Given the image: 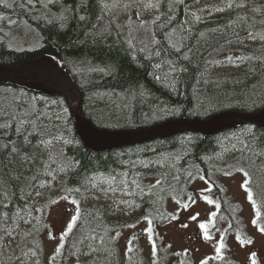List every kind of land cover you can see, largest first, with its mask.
<instances>
[{
    "label": "trees",
    "instance_id": "obj_1",
    "mask_svg": "<svg viewBox=\"0 0 264 264\" xmlns=\"http://www.w3.org/2000/svg\"><path fill=\"white\" fill-rule=\"evenodd\" d=\"M206 1H210V6L201 7L200 5ZM9 2L14 3L13 8L0 6V15L5 17L4 20H0V31L8 19H17L36 31L40 41L32 49H15L6 40L0 39V67L17 66L42 55L56 59L81 90L84 117L94 127L106 130H134L172 119H204L223 111L256 112L264 107V50L254 52L245 46V42L251 39L264 41V9L255 13L248 11L252 5H264V0H248L243 9L228 8V0H184L183 4L175 6L171 13L174 19L163 28L149 23V30L139 28L135 30L136 34L131 32V36L135 37L133 44L139 49L144 45L151 48L153 35L157 40H163L164 33L171 29H179L181 25L188 29L182 33L188 37L184 41L188 47L182 48L181 53L191 48L190 62L180 61L187 66L188 71L179 74L175 88L165 87L164 83L154 78L153 73L163 78L168 71L166 65H162L158 70L153 69V63L160 62V58L148 51H133L126 43L130 38L129 33L126 34L119 27L115 17L122 13L130 15L131 10L137 12L135 6L128 11L122 7L114 8L111 14L107 15L100 11V0H87L86 8L80 7L77 0H61L62 4L73 9L71 14L73 18L61 28L59 21L52 24L43 18L45 13L49 15L59 13L61 11L59 4L48 5L45 8L42 7L44 0H34L33 4H28L27 0ZM22 2L24 7H21ZM239 2L240 0H234V3ZM218 8L223 10L218 11ZM160 11L167 12V0H163ZM81 15L86 17L85 21H80ZM196 16L200 19L197 20ZM239 17H244L246 22L240 21ZM153 19L144 21L151 22ZM166 20V15L161 16V21L157 22V25ZM109 21H114L109 26L110 35H93L98 33L103 25H108ZM133 27L135 28V25ZM201 32L204 33L202 37ZM249 32L254 33L255 37H249ZM229 52H241L245 56L235 60L234 63L239 65L235 70L217 71L221 61L218 58ZM247 57L252 58L245 59ZM85 71L97 72L98 75L82 80L81 74ZM176 76L177 74H173L169 81L176 79ZM141 91L144 92L143 96L140 95ZM19 92H25L24 103L28 105L27 107L20 102L13 103L14 99L17 100ZM32 97L35 100H31ZM52 101L60 103L52 105ZM33 104L38 112H46L51 116V120L46 117L41 119L43 123L51 126L52 133L57 135L66 133L65 138L71 141L68 145L62 141L58 142L53 148L54 151H63L65 156L63 162L67 165V170L62 173L60 191L69 193L68 189L75 188L84 191L88 187V184H84L85 178L93 176L105 179L110 175L115 176L116 183L127 179L129 191L133 187L131 177L136 173L139 174L138 182L146 192L158 179L162 182L160 186L152 189L157 195L129 196L130 203L126 207L125 219H107L103 216L101 205L95 204L80 209L77 220L72 222L71 231L64 238L63 249L52 264H67L70 259H75L73 264H120L117 233L120 235L121 229L133 227L142 221L149 223L152 229V245L155 244L157 247L152 264H174L172 255L156 236L154 228L156 224L171 218L166 211L167 199L171 197L175 201L181 200V194L187 190L191 178L198 175L211 184V191L217 194L221 203L220 212L225 213L227 201L224 189L217 185L212 177L221 173L229 174V162L207 161L215 158L224 149H233V144L237 147L243 146L241 142L246 140L256 145L257 151L264 152V130L245 125L213 137L185 134L122 150L92 153L81 145L63 96L44 97L39 93L10 85H0V110L5 112V115L0 116V123L12 125L10 128L0 130V140H23L22 136L17 137L15 134L11 113L31 110ZM165 108L169 111H163ZM57 114L60 116L59 120L56 119ZM32 118H35V113ZM249 129H252V132H249ZM30 139L32 147L29 151L40 152L42 148L36 146L38 137L32 136ZM152 157H160L163 164L153 173L146 175L125 166L129 162L148 161ZM248 157L250 160L247 165L241 164L238 157L233 158L232 163L248 173L251 165L258 166L256 176L258 181L248 183V186L253 193V199L258 197L260 213L258 220L264 221V155ZM5 158L6 152L0 153V160ZM16 167L17 165L12 166L13 169ZM0 171L3 173L0 175V205L9 203V211L13 213L29 210L33 206L29 201L32 193L41 187L40 181L46 184L47 177L40 176L34 182V187L25 190L23 183L16 186V182L12 181L11 185H5L3 180L10 174L14 175V172L9 173L8 169ZM124 172L129 176H123ZM189 172L193 175L189 176ZM147 179H152L153 182L147 183ZM161 186L163 192L160 190ZM27 192H30V195H27ZM69 194L71 197L74 196L72 192ZM152 200H158V203L154 206ZM25 205L27 209H24ZM20 219H15L14 229ZM39 233L40 228L33 226L19 239L17 248L20 249L25 264H43ZM92 235L96 236L95 240L90 239ZM101 236L104 237L103 243L100 242ZM90 244L97 250L92 251ZM129 248L132 251L129 252ZM129 248L125 251L127 262L143 264L140 249L137 246ZM81 250H84L87 257L84 262L80 261ZM31 252H35L36 255L31 256Z\"/></svg>",
    "mask_w": 264,
    "mask_h": 264
},
{
    "label": "rangeland",
    "instance_id": "obj_2",
    "mask_svg": "<svg viewBox=\"0 0 264 264\" xmlns=\"http://www.w3.org/2000/svg\"><path fill=\"white\" fill-rule=\"evenodd\" d=\"M105 2L111 4L112 0H105ZM209 6L210 2L201 4L203 8ZM129 14L122 13L116 16L117 24L126 34L130 33L127 22L131 16L133 25H135L131 32L136 34L135 30L139 29V21L136 19L137 12L131 10ZM155 15H157L155 10H146L141 19L150 20ZM9 20L16 21V24L9 25ZM2 27L0 39L6 40L15 49H32L40 41L36 31L17 19H8ZM245 46H248L251 51L260 52L264 50V41H246ZM244 56L241 52L222 54L218 58L221 61L217 71L235 70L239 66L234 63L235 60ZM229 57L232 59L229 60ZM95 75L98 73L85 71L81 74V79L87 80ZM17 97L24 107L28 106L24 103L25 94L23 92H19ZM241 147L223 151L216 160H231L238 157L245 162L249 155L239 151ZM161 161L160 157H152L148 161L137 160L125 166L147 175L162 167ZM145 163L148 167H144ZM230 169H234V166ZM212 178L224 189V196L228 201V204H225V213H219L221 203L217 194L211 192V187L203 179L196 177L187 191L181 194V200L175 201L171 197L167 199L166 211L171 218L155 225L156 236L161 239L167 251L172 255L174 264H202V261H207V264H264V221L258 220L256 215L259 212L258 202L254 200L257 207L253 208V204L248 200V193L241 187L245 180L243 173L233 170L229 174L221 173ZM62 179V173L56 174L54 180L51 176H47L46 184L32 193L29 199L33 204L29 209L31 216L21 218L14 229V235L5 236L0 243V264H25L22 260L23 255L17 246L23 233L33 226L40 228L39 239L43 251V264H52L50 258L60 254L55 250L64 242V240L61 241V235L68 230L69 223L73 222L72 217L77 215V207L82 209L95 204L101 205L103 216L107 219H125L127 204L120 201H129L130 198L119 190L114 193L105 192L104 189L108 188L105 178L98 179L95 188L88 184L86 190H80L79 193L72 192L73 197L59 190ZM146 182L152 183L153 180L147 179ZM37 192L40 195L37 196ZM73 199L77 200L78 204L72 203ZM209 200L212 202L209 203ZM193 216H196V219H193ZM37 217L39 220L36 219ZM254 220L257 221L255 224H253ZM200 223L208 225L210 239H204V230L199 227ZM148 228H150L149 223L142 221L133 227L121 229L118 239L120 264H129L125 251L131 245H136L141 249L143 264H152L154 257L152 241L148 240ZM132 233L136 235L131 237ZM221 234H224L223 247L220 255L217 256L215 248L221 243ZM237 234L244 241L251 242L241 244L237 239ZM130 240L131 243H129ZM79 257L81 262L87 259L84 250L79 252ZM74 261L75 259H70L67 264H73Z\"/></svg>",
    "mask_w": 264,
    "mask_h": 264
},
{
    "label": "snow or ice",
    "instance_id": "obj_3",
    "mask_svg": "<svg viewBox=\"0 0 264 264\" xmlns=\"http://www.w3.org/2000/svg\"><path fill=\"white\" fill-rule=\"evenodd\" d=\"M78 4L82 8L87 7V0H77ZM163 0H112V4H109L105 2V0H100L101 8L100 11L102 14L110 15L112 9L122 7L123 10L128 11L131 7L135 6L137 9V16L136 19L139 21V28H143L146 31L149 30V23L152 26H157L159 28H163L166 23H171L174 19V16L171 15L176 5H180L184 3V0H167V12H161V4ZM248 0H240L239 3H234V0H228L227 7L228 8H245L246 3ZM28 4H33L34 0H27ZM59 4L61 11L59 13L51 14L45 13V16L43 18L47 19L48 23L55 24L57 21L60 22V27L63 28L67 21L72 17V11L73 9L69 8L66 4H62L61 0H44V3L42 4V7L47 8L48 5H56ZM0 6L3 8H13L14 3H10L9 0H0ZM21 7H24L23 2L21 3ZM262 9H264V5H252L248 8V11L251 12H259ZM152 11L155 10L159 14L155 15L154 19L151 22H147L141 19V16L143 15L144 11ZM218 11H222L223 9L218 8ZM50 12V9H49ZM191 15H195V13H190ZM167 16V20L163 23H160L157 25V22L161 21V16ZM5 17L0 15V20H4ZM80 21H85L86 17L81 15L79 17ZM196 19L199 20L200 17L196 16ZM240 21H245L244 17L238 18ZM114 21H109L108 25H103L98 33H94L93 35H110L109 26ZM133 21L131 16L128 18L127 26L130 29L129 33V39H127L126 43L128 44L129 48L133 49V51H140L145 52L148 51L151 55H154L158 58H160V62L153 63L152 67L153 69H160L162 65H166L168 67V71L164 74L163 78L161 75L157 73H153L154 78L165 84V87H172L175 88V85L177 81L179 80V74L180 73H186L188 71V68L186 65L180 63V61H189V52L192 51L191 48H188V51L181 53L182 48H187L188 46L184 43L188 37L186 35H183L182 33L187 32L188 29L184 28L183 25L180 26L179 29H171L164 33V39L163 40H157L156 36L153 35L152 37V47L149 48L147 45H144L143 47L136 49L133 40L135 37L131 36V31L133 29ZM16 24V21L9 20V25ZM119 34V33H118ZM249 37H255V34L252 32H249ZM200 36H204V33L201 32ZM173 53L177 55H173ZM252 57H247L245 59H251ZM229 60L232 58L229 57ZM239 59V58H238ZM173 74H177L176 79L169 81V77L173 76ZM140 95H144V92L141 91ZM35 100V98H33ZM14 104H19L18 100H13ZM60 102L58 101H52V105H58ZM47 107V105H46ZM66 111V110H65ZM163 111L167 112L169 109H163ZM35 113V118L33 117V114ZM5 115V112L0 110V116ZM12 120L15 124V134L17 137L22 136L23 140L19 139H13L11 141H2L0 140V153L6 152V158L5 160H0V170L8 169L9 173L14 172V175H8L6 179L3 180V183L5 185H11L12 181L16 182V186H19L21 183H23V187L25 190L31 189L35 186V183L40 176H51L54 180L56 178V174L63 173L67 170V165L63 162L65 160V156L62 150L60 151H54V145L58 142H63V144L68 145L71 144V141L66 139V133H61L59 135L54 134L51 132V126L49 124L43 123L41 117H46L48 120H51V116L48 115L46 112H38L35 108V104L31 105V110H24V111H14L11 113ZM56 119L59 120L60 116L57 114ZM12 125L5 123H0V130H4L6 128H10ZM249 132H252V129L248 130ZM47 133V135H46ZM37 136L38 139L36 141V146H40L42 150L40 152H34L29 151V149L32 147V141L30 137ZM242 147L238 150L242 153H246L249 156L252 155H264V152L257 151V146L252 144L250 141H242ZM233 149L237 148L236 144L232 145ZM6 161V162H5ZM78 163V162H77ZM69 164H71V161H69ZM13 165H17L15 169L12 168ZM55 165V167H53ZM144 167H148V164L145 163ZM237 171L242 172L245 180L242 183L241 187L244 188V190L248 193V200L250 203L253 204V208H256L257 205L253 199V193L249 190L248 186V176L249 173L244 170L243 168L237 169ZM2 171H0V175H2ZM125 177H128L129 174L127 172H124L122 174ZM189 176H192L193 174L191 172L188 173ZM139 176L138 173L133 174L131 177V185L133 186L131 191H129V183L127 179L121 180L118 183L114 182L116 181L115 176H109L106 179V183L108 184V188L104 189L105 192L111 191H121L126 196H132L139 194L141 197L148 195L151 197L152 195H157L156 193H153L152 189L156 188L157 186H160L162 184L161 180H157L155 185H152L147 192L143 187H141L140 183L138 182L137 177ZM100 179L99 177L93 176L91 178H85L84 184H91L92 188L97 187L96 181ZM178 179V178H177ZM203 179V177H201ZM50 183V182H49ZM120 185H123L121 188ZM40 186H44V181H40ZM161 192L164 191L163 187L161 186ZM69 193L75 191L77 193L80 192V188L75 189H68ZM5 194L7 197L8 189L5 188ZM27 195H30V192H27ZM40 195L39 192H37V196ZM67 198V197H65ZM159 199V197H158ZM74 204H78V201L73 199L71 201ZM121 203L128 204L129 201H120ZM211 203L212 201H208ZM151 203L155 206L158 203V200H152ZM138 206V205H137ZM187 207V205H185ZM219 207V205H217ZM10 205L9 203L5 202L2 205H0V243H2L5 235H14V228L13 224L15 223L16 218H23L24 216H31L30 210H20L16 212H10L9 211ZM24 209H27V205L24 206ZM39 210V209H38ZM81 210L79 207L76 209L77 215H74L72 217V221L75 222L78 218V214H80ZM87 215H91V213H87ZM215 214L213 213V216ZM257 217H260V213H256ZM193 219H196V216L192 217ZM39 220V218H36ZM27 222V221H25ZM257 221L254 220L253 224H255ZM73 227L72 223H69L68 230L61 235V241L64 240V238L68 235V232L71 231ZM199 227L204 230V239L208 240L211 238L210 234L208 233V225L204 223H200ZM148 233V240L152 241V229H147ZM117 236H119V233H117ZM90 239L95 240L96 236L92 235ZM134 239V238H133ZM237 239L240 240L241 244L247 242L250 243L251 241H244L241 239L240 235L237 234ZM223 240H224V234H221V243L215 248L217 256L220 255L221 248L223 247ZM100 242H104V237H100ZM131 243V240L129 241ZM64 245L61 243L56 248V253H60L63 249ZM89 247L92 249V251H96L97 249L92 248L91 244ZM128 251H132L131 248L128 249ZM157 254V247L155 244L152 245V255L155 257ZM27 255V254H26ZM35 252H31V256H35ZM253 256L255 254H252ZM51 261H55V255L50 258ZM202 264H207V261H202Z\"/></svg>",
    "mask_w": 264,
    "mask_h": 264
},
{
    "label": "water",
    "instance_id": "obj_4",
    "mask_svg": "<svg viewBox=\"0 0 264 264\" xmlns=\"http://www.w3.org/2000/svg\"><path fill=\"white\" fill-rule=\"evenodd\" d=\"M0 85L17 86L45 97L63 96L81 145L92 153L122 150L183 134L213 137L245 125L264 130V107L256 112L223 111L205 119H172L134 130L96 128L83 115L81 90L62 64L48 55L26 60L17 66L0 67Z\"/></svg>",
    "mask_w": 264,
    "mask_h": 264
},
{
    "label": "bare ground",
    "instance_id": "obj_5",
    "mask_svg": "<svg viewBox=\"0 0 264 264\" xmlns=\"http://www.w3.org/2000/svg\"><path fill=\"white\" fill-rule=\"evenodd\" d=\"M206 2H210V1H206ZM201 6V5H200ZM254 39H251V41H253ZM250 41V42H251ZM238 68V67H237ZM17 87V86H16ZM83 95V94H82ZM82 103H83V99H82ZM67 104V103H66ZM68 106V105H67ZM238 111H240V110H238ZM83 112V111H82ZM84 115V114H83ZM209 117V116H208ZM207 117V118H208ZM205 119V118H204ZM224 132H226V131H223V132H221V133H224ZM198 135H200V134H198ZM223 151H228V150H222L215 158H212V159H210V160H208L207 162H209V163H214V162H223V161H227L228 159H223L222 161H217L216 159H217V157L223 152ZM250 172H249V176H248V183H254V182H257L258 180H257V178H256V176H257V174H258V166H253V165H251L250 166ZM151 173H153V172H151ZM148 174H150V173H148ZM196 177H202V176H198V175H196V176H193L192 178H191V180H190V183L192 182V180L194 179V178H196ZM203 180L211 187V189H212V186H211V184L205 179V178H203ZM116 182H114V184H115ZM190 183H189V185H190ZM188 188H189V186H188ZM187 188V189H188ZM187 190H184L182 193H184V192H186ZM130 201V200H129ZM105 217V216H104Z\"/></svg>",
    "mask_w": 264,
    "mask_h": 264
}]
</instances>
